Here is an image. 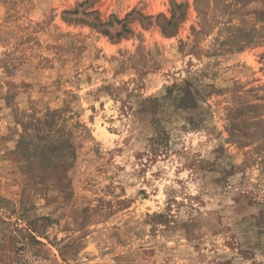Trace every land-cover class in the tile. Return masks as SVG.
Instances as JSON below:
<instances>
[{
	"label": "rangeland",
	"instance_id": "obj_1",
	"mask_svg": "<svg viewBox=\"0 0 264 264\" xmlns=\"http://www.w3.org/2000/svg\"><path fill=\"white\" fill-rule=\"evenodd\" d=\"M0 264H264V0H0Z\"/></svg>",
	"mask_w": 264,
	"mask_h": 264
}]
</instances>
